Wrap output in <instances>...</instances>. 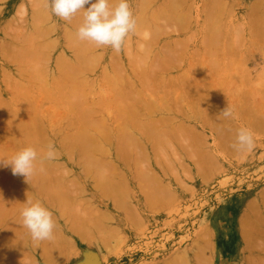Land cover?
Here are the masks:
<instances>
[{"label":"rangeland","instance_id":"374dc122","mask_svg":"<svg viewBox=\"0 0 264 264\" xmlns=\"http://www.w3.org/2000/svg\"><path fill=\"white\" fill-rule=\"evenodd\" d=\"M204 1L207 0H181V3L180 0H178L176 4H178L179 7L177 6V10L174 12V17L180 18L182 23L180 24L178 21H175V24L172 22V25H166L168 27L163 25L164 27L161 28L162 30L157 31L158 27H156V29L155 25H158L160 29V26L164 24L165 19H168L162 14V7L166 8L165 10L168 11L166 6L168 5V1L156 0L154 2V0H129L133 14L137 20L136 33L129 35V38L126 40L122 50L119 53H116L110 47L95 46V48L97 47L95 50L96 57H94L95 68L92 69L95 71H91L94 72L91 74L90 72L88 73V71L86 72V69L83 70L84 72L91 74L90 79L93 81V83H89L88 88L85 90L87 94L85 97L88 100L85 99L84 101L86 102V106L90 105V109L92 111L91 114H94L96 117H98V122H103L105 112H107L108 109L111 111L110 109L114 107V103H116V101L122 102L118 100L120 96H116L115 94L114 98H116V100L113 98L112 101H108L104 105V107L107 109L105 112L102 111L103 108L101 107L102 103H104L102 100L111 98L109 93L106 96L104 91L105 89L108 91L109 87L107 82L111 83V81H107L106 83L102 81L108 76V74L109 76L107 79H105V81L117 76L119 79L118 84L132 93L133 96L135 95L137 97V100L131 99L129 100V103L131 106L136 108L137 112L135 113H137L139 116H141V114L147 113V111L149 112V110H157L163 114H166V118L162 121L160 127H158L161 128L159 130L163 131L164 129L165 131L170 132V134L167 137H163L164 140H162V142L158 141L157 137H147L151 145H148V141L141 142L138 147L134 148V155L130 154L127 148H119L122 150H128V154L135 157L123 158L118 155L119 157L117 158L116 151L114 149L115 147L113 148V146L116 144H110L112 146L111 150L115 154H110V159L112 163H114L113 165L111 164L112 168L114 166L113 170L115 174L117 173L115 177L117 178V181H128H126V183L123 182L125 183L122 186L124 188L119 191L118 189L115 190V193L118 191L117 198L121 196L122 199L115 202L116 205L118 204L116 207L120 209L112 207L109 201L112 198H108L110 196L106 198L102 197L97 200L95 197L100 196L101 193L98 194L99 191L93 187L95 186V181L93 182V179L88 180L87 175H83L79 166H73L71 163L66 164V157H60V154H67L66 156L69 158L71 157V159L74 156H79L75 149H73L74 152L72 151V154L65 150L70 147L71 143L72 145H77L78 142L76 143V141L72 139L70 141L71 143L67 142L65 144L66 147L68 146L67 148H63V144L61 145V143H63L62 141L56 144L55 141H52L53 139L47 134V131H49L50 122H47L44 126H42L43 121L45 120L44 117L38 120V124L41 125L39 128V133L34 134L35 136L37 135V143H34L36 142L35 140L33 143L31 142L33 138L35 139L33 134L29 135L30 137L27 138H19L20 140L26 142L29 146L33 145L32 147L34 148L38 144V146L42 149H45L46 147L43 145H47L49 142L53 143L54 145L56 144L55 148L56 151L58 150L57 152L59 154L57 153V159L51 162L53 163V166L58 163H60L61 166L53 167L50 165V163H48L50 161H47L46 163L52 166V169L49 170L50 168H45L44 171H42L43 173H41L43 175L40 176L42 178H48L47 176L45 177V175H47L46 173L49 174L51 172L53 174L52 175L50 173L52 176H55V173H58L61 175V177L56 179L48 178L49 181L51 180V182L44 183L43 188L45 191H53L57 188H62L64 191L66 190L67 192L71 193L75 199L79 200V207H94L93 210H97V216L101 220L102 227L105 228L107 232L111 228V230H113V234H117L120 237V239H118L117 236L113 243H109L111 246H108V244L105 246V244H96L94 240H91L92 242H88L89 239L87 237H80L79 234H76L77 230H73V232H71V229L67 231L65 230L63 232V234L67 236L65 240L69 239V237L71 239L69 244L68 240L65 242L68 244H66L67 246H65L62 242V250L61 252L58 251L60 253L54 254L57 252L55 250L56 252L53 251L52 256L50 254L46 255H50L53 258H58L57 256L62 254L61 257H59L61 261L55 259L56 263L53 262L54 264H180L176 259V254L183 249H187V251L193 250L192 246L194 242H200V247H202L199 250L201 251L202 249V252H198L201 256L200 261L204 258L202 256H205V258L206 256L209 257V261L206 262L203 260V263L205 261L207 264H248L249 262L252 264H256L257 262H259L257 264H264V261L263 263L260 261L263 260L262 258H264V248L262 249V245L264 243L261 245L259 242L255 241L256 239L260 242L261 239L264 241L263 124H261V130L258 129V132L257 130L255 132L254 129L257 128V126H254L259 125L260 123L259 116L262 117L260 113L264 114V109L261 111V106L262 108L264 107V33L260 32L263 30L262 27L264 26V20L262 26L259 25L256 27L255 24L252 23L255 22L254 19L256 18L252 15L254 10L252 11L249 9L251 6V8L254 6H260L258 3L261 4V2L264 0H227L231 5L228 7L230 9L225 8L226 10H222L220 8L219 10V8H216V11L212 9L214 12H216V15L218 12L220 13L217 16L214 15L213 11V15L211 16V9H203L204 4L202 3H204ZM233 1L235 3L231 4ZM145 4H147V6ZM261 6H263V3ZM32 7L39 8L40 10H43L44 13H46L45 18H43V23L48 29V36L46 37L48 39L46 44L48 45L47 50H49V52L45 54L44 59L47 61L49 60L46 64H49L47 68L51 69V65H56V57H58L60 53L59 49L63 48L66 43L69 44V40L66 39L67 37L64 33L67 28L72 29V27L75 26L76 23L73 24L72 22L78 21L77 14L72 18L71 21H64L51 13L50 7H48L46 4V0H0V29L4 24L7 25L9 19H11L12 22L8 24H11L9 27L8 25L6 27L7 35H4V31H0V45L1 43L5 42L3 44L4 46L9 45V50L13 51L18 49V41H16L12 35L18 32L21 33L20 35L29 34L28 24L31 20ZM144 8L145 12H143ZM262 8H264V6L261 7V9ZM206 10L208 14L205 13ZM208 15L212 17V21L208 19ZM170 26H174L172 27L175 30L174 32L173 29L172 31H170L171 29H168L169 31H165V28H169ZM214 35L218 38V40H221V44L218 43L219 41L210 43L215 40L213 39ZM207 39L210 40L208 42L209 44L205 43V40ZM216 49L217 51L224 50L225 54L220 55L222 54L220 51V54L216 55L214 52ZM10 53V51L7 54L3 53V46H0V66H2L3 75L6 77V79H4V83H1L0 85L1 98L5 97V93H8V89L13 86V82L11 83V81L8 79V76L11 73L13 76L18 74L20 75L21 70L30 68L29 64L28 66L26 63L23 65V62L32 63L38 60L37 57L34 58L31 55H26L24 58H22V65L19 64L20 59L14 60L16 62L15 64L10 60V56L12 55V53ZM46 60L44 61L47 62ZM142 61L144 64L148 62V64H150L149 67H151V70H148V73L151 74V85H154L148 88L149 90H147V87L143 85L144 75L147 72L142 73V71L145 70L142 69L143 66L146 68V65H143ZM39 62H42V57L39 59ZM4 63L5 66H3ZM106 64L108 65V69ZM24 66L27 67L23 68ZM58 67L57 65L55 66L56 71H58ZM28 69L25 71L29 72ZM141 69L142 71L137 72V70L139 71ZM59 71V74L62 77L64 70L62 71V69L59 67ZM193 71L198 73L196 76L200 77V83L204 81L210 84L212 81L211 76H213L214 81L212 82L217 81V83H214L216 86L213 84V86L210 85L211 87H218L217 84L222 86V88L224 86L223 90L221 89L223 93H221L219 87V89L216 88L218 91L214 89L217 91V94H215L213 88H211L214 92V98L219 100L217 102L219 104L217 107L215 106L216 108L213 107V104H215L217 100L215 99L214 102V98L212 97L213 94L211 93L212 95L208 96L210 89L206 90L210 86H205V89L203 88L206 83L202 82V85L199 84L198 81L197 84L196 81L195 83L193 82L195 85L192 84L191 88L199 85L197 88L201 87L202 89H199L203 90V92H201L200 90L196 89L200 94L193 98L184 93V87L180 84L181 82H184V80H187L189 76H191L189 78L191 79L190 83H192V81H194L192 77ZM47 73L48 70L45 69L43 74L48 76ZM207 76H210L211 78H208ZM179 92L182 93L183 97L178 95ZM243 92L245 94H242ZM205 94L212 100H209V98L207 99ZM204 96L206 97V100L204 99ZM189 98H192V100H189ZM196 98L201 99L203 103V109L205 103L208 104V100L210 102L213 101L212 107L214 109L208 107L207 105L206 110L208 111H204L203 113V109L198 106L199 104L195 100ZM257 99L259 101L261 100L263 105ZM243 103H245V105ZM257 103L261 105L259 106L260 108L258 107ZM46 105H48L47 102ZM121 105H128V102L125 101L124 103H121ZM227 106L232 109L233 116L230 118H223L219 124L225 122L222 124V129L225 131L232 130L228 132V134L234 132L232 127H235L236 130H239V128H248L254 137V147L250 151H236L232 147L233 143L229 146L230 142L233 140L226 142L225 146L222 143L221 145L219 144L218 140L221 142L222 140L221 138L217 139L218 132H216V130H221V126L219 128L214 126L215 124L212 126V122L214 121L209 122L208 119L212 114L213 116L215 115L213 111L220 113L221 109L223 110ZM245 107L247 108V111H244ZM250 107L251 109L249 112L248 108ZM54 108V105L50 106L51 110L47 107L49 112L53 111ZM58 109L56 110L57 112ZM111 112H113V109ZM256 113H259L256 115L259 119L258 124L256 123L253 126L254 128H251L250 124L246 122V120H248L246 118H250L251 114V118H253L255 117L254 114ZM123 116L124 114L116 115L112 120L110 119V121L114 122V125L115 123L121 124ZM46 120L50 121V119ZM260 121L263 122L264 119L262 120L261 118ZM64 123L65 121L62 122V125H64ZM20 124L22 126V123ZM74 125L77 124L75 123ZM74 125L72 127H74ZM61 126L58 128L60 129ZM66 129H68L70 134H72L71 132L74 133L75 131V129H70V127H67L63 129L65 130L64 134H69ZM173 131L174 133L171 134ZM178 131L181 132L177 134ZM235 132L237 133V131ZM12 133L5 132V135L11 137V142H9V138L8 140L3 138V140H0V147L4 146L7 150L10 148L12 149L11 153L15 154L18 150L24 147L22 146L24 142H19L18 137L21 136L20 134L19 136L16 133ZM148 134L152 135L150 132ZM228 134H226V136ZM15 135H17V140H15L19 142L18 144H22L21 146H19L17 142L16 146L12 144V141H14L13 138H15L12 136ZM235 136L236 135H234V137ZM227 138L228 137H226L225 140H227ZM229 139L231 138H228V140ZM38 140L43 145H40ZM225 140H223L224 143ZM74 141L75 143H73ZM34 144L36 145L34 146ZM117 144L122 146L121 141ZM72 148L74 147L72 146ZM59 150L63 152L60 153ZM122 150L121 152H123ZM3 153L4 152L0 151V159H6V153ZM136 157L141 159L138 160ZM9 167H6L7 169L5 167L1 169H3V172H9V170H11ZM115 167L117 169H115ZM122 171L124 174H122ZM147 171L149 172V177H151V175L155 177V179H152L154 183L153 186L160 187V189L157 188V190L160 195L163 194L155 208H151V204H153L151 197L148 195L147 197L142 196L143 192H140L139 187L142 185L136 186L133 182L136 181V176H140V178H142V172L145 173ZM110 172L106 174L110 175ZM139 172L141 174H139ZM63 173L65 174L64 178ZM4 177L2 178L1 176L0 178V183L3 180H6L4 183L2 182L3 186H0V188H2L0 190L3 195L6 190L12 192V189L19 190L21 186L22 188L25 186L24 189H26L28 192V189L31 190L30 185L26 184L27 181L25 180L26 182H24L22 180L25 179L23 176H17L11 179L10 177L9 179H5ZM7 182H9L10 185L7 184ZM39 182H42V180H39ZM18 183H20V185ZM7 185H9V190L7 189L8 187H6ZM149 185L146 187H149ZM24 189H20L19 191H24ZM27 195L29 196V193L27 194V192L26 195H23L24 202L27 201L25 200ZM23 200H21V202L17 201L18 203L20 202L18 207L15 206V208L17 207V211L14 208L16 211L14 213L16 221L13 220V218H9L7 219L8 222H0V235L1 231L10 225L13 227V229L12 227H10V229L7 228L8 232H5V234L8 235L10 230L12 233L14 229L15 232L17 231L15 235L20 234L18 233V230H22L19 225L21 218H19L20 216L18 215L23 208ZM256 201L257 204L255 203ZM254 203L256 205H254L255 207L253 206ZM48 205L45 206L49 208ZM249 205L250 207L253 206L255 211L252 209V207L250 209L253 211L248 209ZM257 207L259 209H257ZM249 210L251 212H249ZM246 213L249 217L246 215ZM243 214L246 215L248 219L251 218V222L249 221V225L251 226H249L248 223L244 226V223H246L245 220L247 218ZM53 219H55L54 216ZM0 221H2V219ZM13 221L15 222L13 223ZM60 221L56 224V230H59L63 226V221H65V219ZM18 222L19 224H17ZM252 222L254 223L256 227L254 228L257 229V231L252 228ZM241 224H243L245 230ZM247 225L249 228L246 227ZM15 226L18 227V229ZM250 227L253 230L250 229ZM246 230L250 232V236L253 237V235H255L253 238H250L251 240L253 239L252 241L256 242H254V246L252 244L253 242L251 243L252 246L248 245L250 242L247 241L248 238L244 237L245 235L247 237L248 232L246 233ZM205 231L207 233H204ZM24 232L22 231L23 234H21V238L25 236ZM5 234L4 236H6ZM256 236L257 238H255ZM244 239H246V242L248 243H246ZM257 243L261 245V248H258L259 251L256 248L260 247L258 245L256 246ZM65 247L66 249L64 250L63 248ZM250 247H255L256 250H252L253 248L250 249ZM27 249L18 250V253L16 250L12 251V254H14L12 257L13 259L9 260L10 262L3 257L8 255L10 250H8V253L6 252V255L3 252L5 250H1L2 254L4 255L1 258L0 254V262L5 264H12L13 262L16 264H23L25 262H28V264H47V262H49L50 264H53L50 260H53V258H50L49 256V261H46L47 257L44 255V257L41 256V250L35 251L29 247ZM203 250H206V255L203 253ZM195 251L197 253L198 250ZM15 252L17 254H15ZM62 252L67 255H63ZM50 253H52V251ZM197 255L196 257H198ZM247 255L249 258H246ZM258 256H260V259ZM198 259H191V264H201L202 261L197 262ZM44 260L46 261L45 263Z\"/></svg>","mask_w":264,"mask_h":264},{"label":"bare ground","instance_id":"6f19581e","mask_svg":"<svg viewBox=\"0 0 264 264\" xmlns=\"http://www.w3.org/2000/svg\"><path fill=\"white\" fill-rule=\"evenodd\" d=\"M143 1H145V0H143ZM155 1L156 0H154V2ZM167 1H168V5H166V6H167L168 11L165 10L166 8L162 7L163 8L162 9L163 16H166L168 18V19H165L167 24L164 21V24H162V26H160V29H159L158 25L157 26L155 25V28L158 27V29L156 28L157 31L162 30L161 28L164 27L163 25H165V27H168L166 25H168V24L172 25V22L174 23L175 21L176 22L178 21L180 24L182 23V20L180 18L174 17V12L177 10L176 9L177 6L179 7V5L176 4L178 0H167ZM182 1H185V0H182ZM255 2H258V1H255ZM180 3H181V0H180ZM234 3L235 2L233 1V3H231V4H234ZM262 3H263V6H264V1L261 2V4L258 3V5H260V6H254L253 8H251L252 6L251 7L248 6L250 10H252V11L254 10L252 15L254 17H256V18L254 19L255 22H252V23H254L256 27L259 26V25L262 26V24H263L264 8L261 9V7H263V6H261ZM30 4H31V2H30ZM202 4H204L203 5L204 7L202 6L203 9H207V10L211 9L210 10L211 16L213 15V12H214L212 9L215 10L216 8L217 9L219 8V10H220V8H221L222 10L223 9L226 10L229 6H231L230 3L227 0H207V1H204V3H202ZM35 5H36V3H35ZM145 5L147 6V4H145ZM148 5H149V3H148ZM87 7H89V5H85V9H87ZM228 9H230V8H228ZM207 10H206V12L205 11H203V12L208 14ZM250 10H248V11H250ZM201 11H202V8H201ZM252 11H250V12H252ZM143 12H145V8L143 9ZM219 14L220 13L218 12L217 15H219ZM77 15L79 16V17L77 16L78 21L72 22L73 24L76 23L75 26L72 27V29L71 28H69V29L67 28V30L64 33L66 35V37H67L66 39L69 40V41L67 40L69 42V44L66 43V45L63 48H60L59 49L60 53H59L58 57H56V59H57L56 60L57 67L59 66L62 69V71L64 70L63 74L61 72L62 77L59 74L60 73L59 67H58V71H56V69H55V66H56L55 64L51 65V67H52L51 69L47 68V66H49V64H46V63H48L49 60L47 61L46 59H44L45 54L48 53L49 50H47L48 45L46 44L47 39H48V38H46L48 36V32H47L48 29H47L46 25L43 23L44 22L43 18H45L46 13H44L43 10H40L39 8L32 7L31 20L29 21V24H28V26H29L28 27L29 34L20 35L21 33L18 32L16 34L12 35V37H14V39L16 41H18V43H17V45H18L17 48L18 49L17 50H13V51L9 50V45H5L4 46L3 43H5V42L1 43L0 46L1 47L3 46V53L7 54V53H9V51L12 53V55L10 56L11 62L13 61V63L16 64V62L14 60L20 59V63H19L20 65H22L23 63H24L23 65H25V63H26L27 66H28V64L30 65V68L28 69V68H26L27 66H24L23 68H26V69L22 68L23 70H21L20 75L18 74L16 76L15 75L13 76V74L11 73L8 76V79L11 81V83L13 82V86L10 89H8V93L7 92L5 93V97H3L4 99L0 97V140H3V138L5 140L6 139L8 140V138H9V142H11V140H10L11 137H9L8 135H5V132L6 133L7 132L12 133L13 132L12 134L16 133L18 135L19 134L21 135V136L19 135L20 137H18V140H19V142L21 141L23 143L24 141L20 140L21 137L22 138H27V137H30L29 135H32V134L34 135L36 133L37 134L39 133V130H40L39 128L41 127V125L38 124V120L40 118L44 117L45 120L43 121L42 126H44L47 122H50L49 131H47V134L53 139V140L51 139L52 141H55L56 144H58V143H60V141H62L63 143H61V145L63 144L62 146H63V148H65L66 147L65 144L67 142H70L72 139H74L76 141V143L78 142L77 145L74 144L75 146L72 145V143L70 142L71 143L70 147L68 149H65V150H67L68 153L72 154L73 149H75L76 153L78 152L79 156H74L72 158L73 160L71 159V157L69 158L68 156H66L67 154H60V157H66L65 158V163L66 164L67 163H71L73 166L74 165L79 166L80 169L82 170L83 175L84 174L87 175L88 180L89 179H91V180L93 179V182L95 181V183H94L95 186H93V185L92 186L99 191L98 194L101 193L100 196H96L95 197L97 200H99L102 197L106 198V197L110 196L108 198H112L111 199L112 201L109 200L111 205H112V207H116L118 204L116 205L115 202L118 201V200H122L121 196L119 198H117V192L119 190H121L122 188H124L122 186H123V184L126 183L127 180L126 181H117V178L115 177L117 175V173L115 174V172L113 170L114 166L112 168V165L114 163H112V161L110 159L111 158L110 154L113 153V151L111 150L112 149L111 145L116 144V145L113 146V148L115 147L114 149L116 151L117 158L119 156L123 157V158L135 157V156L129 155L128 154V150H129L130 154L134 155V153H135L134 152V148L138 147V145L141 142H143V141L146 142V141L149 140L148 138H155V137L158 138V141L162 142V140H164L163 137H167L170 134V132L165 131L164 129H163V131L159 130V129H161V128H159L160 124H162V121L166 118V114H163L162 112H159L157 110H153V111L149 110V112L147 111V113L141 114V116H139L137 113H135V112H137L136 108L130 105L129 100H131V99H136L137 100V97L135 95L133 96L132 93H130L123 86L118 84V80L119 79H118L117 76L116 77H112L111 79L105 81V79H107L109 74H108L107 77L105 76L106 78L104 77L105 79L102 80V81L104 83H106L107 81H111L112 84L110 82H109L110 84L107 82L108 87H109L108 88L109 92L106 91L107 89H105L107 87L104 88L106 96L109 93L111 98H107V99L102 100V101H104V103H102V107H101V108H103L102 111L105 112V110L107 108L104 107V105L108 101H112L114 96H115V94H116V96H118V95L120 96V98L118 100H120L122 102L116 101V103H114V107L112 108L113 112H111L112 109H110L111 111H109V109H108L107 112H105V117H104L102 123L98 122L99 121L98 117H96L94 114H91V112H92L91 109H90L91 107H90V105L86 106V102L84 100L87 99L85 97V95H87L85 90L88 88L89 83H91V82L93 83V81L90 79V77H91V74L94 73V72H91V71H95V70H92V69L95 68V66H94L95 59H94V57H96L95 50L97 49V47L95 48L96 45L94 43H91V42H88V41H80L77 38L76 30H77V28L79 27V25L83 21V12H81V13L79 12V13H77ZM214 15L217 16L216 12H214ZM208 17H209L208 19H210L211 21L213 20V19H211L212 17H210L209 15H208ZM210 20H208V21H210ZM10 22H11V19H9L7 25ZM168 22H170V23H168ZM41 24H43V25H41ZM73 24H71V25H73ZM7 25L4 24L3 27L0 29V31H2V32L4 31V35H7L6 34L7 33V31H6ZM10 25H8V27ZM170 27L169 28H165V31L166 30L169 31L170 29H171L170 31H172V29H173L172 27H174V26H170ZM263 27H262L263 30L260 31L261 33H264V28ZM65 29H66V25H65ZM174 31L175 30L173 29V32ZM207 37H209V36H207ZM213 39H215V40H213L210 43H215V41L216 42L219 41L218 43L221 44V40H218V38L215 35L213 36ZM253 40H256V39H253ZM209 41L210 40L207 39V40H205V43H208ZM220 51H221L222 54H220ZM220 51H217V49H216V51L214 50L216 55L217 54H220V55H224L225 54L224 50H220ZM86 54H88V55H86ZM26 55H31L34 58L37 57L38 60L36 62H32V63L23 62L22 58H24ZM41 57H42V62H39V59ZM26 60H27V57H26ZM44 60H46L47 62H45ZM21 62H23V63L21 64ZM146 63L144 64V62H143V65H146V68H144V66H143V68L141 67L142 69H145V70L142 71V69H141L139 71L137 70V72L142 71V73H146V72L148 73L149 72L148 70H151V67H149L150 64H148V62H146ZM159 64H161V63H159ZM3 66H5V63L3 64ZM107 66L108 65L106 64V67ZM19 68H18V70H19ZM27 69L29 70V72L25 71ZM45 69L48 70V73H47L48 76L43 74V71L45 72ZM84 69H86V72L88 71V73L90 72L91 74H88V73L84 72L83 71ZM107 69H108V67H107ZM107 71H109V70H107ZM111 71H112V69H111ZM211 71H214V70H211ZM16 73H17V71H16ZM147 73L144 75V83H143V85L145 87H147L146 88L147 90H149L148 88L152 87L154 84L151 85L152 84V81H151L152 79H150L151 78L150 77L151 74H149V73L147 74ZM201 73H203V72H201ZM196 75H198V73L196 71H193L192 72V77H193L194 81H192V83H190L191 79L189 78L191 76L187 75V76H189L188 77L189 79L186 77L188 81L184 80V82H181V84H180L181 86L184 87V91H185L184 93L186 95H188L189 97H192V98L195 97L196 95L200 94L199 91H197L196 89H198V90L202 89L201 87H199L200 89L197 88L199 85H197L196 87L194 86V88L193 87L191 88L193 82L195 83V81H196V84H197V81H198L199 84H202V85H203V83H206L204 81H202L203 83L202 82L200 83V81H201L200 77L196 76ZM211 77L209 76L208 78H211L212 81H214L213 80L214 79L213 76H211ZM4 79H6V77H4L3 72H2V66H0V85H1V83H4ZM212 81L210 82V84L206 83V85H204L203 88L205 89L206 87H208V86H210L212 84L215 85L217 83L216 80H215L216 82H212ZM193 85H195V84H193ZM217 86L220 88V90L221 89L223 90V88H224V86L222 88V86H219V84H217ZM228 86H229V84H228ZM103 87H104V85H103ZM218 87H215V88L211 87V86L208 87L206 89V90L210 89V92H209L208 96L213 94L212 97L214 98V92H215V94H217L216 92L218 91L217 89H219ZM211 88H213L214 92L212 91ZM214 89H216L217 91H215ZM222 90H221V93H223ZM228 90H230V89H228ZM243 90H245V89H243ZM200 91L203 92V90H200ZM231 92H232V90H231ZM105 94H103V95H105ZM206 94H208V93H206ZM206 94H205V96H207ZM242 94H245V93L243 92ZM178 95L180 97L181 96L183 97L181 92H179ZM208 96H207V99L209 98ZM227 96H228V94H227ZM192 98H189V100H192ZM204 99L206 100V97ZM215 99L216 98L213 99L214 102H215ZM114 100H116V98H114ZM195 100L199 104L198 106L201 109H203V103H202L201 99L196 98ZM209 100H212V99L209 98ZM209 100H208V104L205 103L206 106L204 105L203 113H204V111H206V112L208 111V110H206L207 105L210 108H213V107L216 108L217 105L219 104V103H217L219 100L216 99L217 101H216L215 104H213L214 105L213 106L212 105L213 101L210 102ZM125 101L128 102V105H121V103H124ZM46 102H47L48 105H46ZM259 102H261V104L263 103L261 100ZM44 103H45L46 106L44 105ZM210 103H211V106H210ZM243 104L245 105V103H243ZM53 105L55 106L54 110L49 112L48 109H50V106H53ZM236 106H237V103H236ZM259 106H261V105L258 104V107ZM47 107H48V109H47ZM246 107H245L244 111H247ZM58 108L61 109V110H59ZM236 108H235V110H236ZM241 108H244V107H241ZM57 109H58V112L56 111ZM248 109H249V112H250L251 107L248 108ZM261 109H262L261 111H263L264 107L262 108V106H261ZM108 111H109V113H108ZM221 111H222V109H221ZM242 111H243V109H242ZM259 111H257V112H259ZM110 112H111V114H110ZM106 113H108V114H106ZM213 113L215 115L213 116V114H212L211 115L212 117L209 116L208 121L209 122L210 121H214V122H212L213 123L212 126L214 124H215L214 126H216L218 128L221 126L220 129L222 131L221 130H216V132H218L217 133L218 134L217 139L221 138V140H222V142L220 140H218L219 144L221 145V143H222L225 146L226 142H229L231 140H233V141H231L230 144L228 143L229 146L232 145V143L234 144L235 141H236V136L234 137V135L237 134L235 131H238V130H236L235 127L234 128L232 127L234 132H231V133H233V134H231V133L228 134V132H230L232 130L229 131V130H227L225 128L227 130V131H225L224 129H222L223 128L222 124L225 123V122H223L222 124H219V123H221V121L223 120L224 117L219 116L220 113H218L216 111H213ZM237 113H238V111H237ZM120 114H124V116L122 117L123 118L122 123L121 124H116L115 123V125H114V122L110 121V119L112 120L116 115H120ZM257 114H259V113L254 114L255 117H253V118H251L252 114H251L250 118L249 117L246 118V119H248V120H246V122H248L250 124L251 128L256 123L258 124V120L259 119L260 120H261V118H262V120L264 119L263 118V116H264L263 113H260L262 115V117L259 116V119L256 116ZM210 117H211V120H210ZM207 118H208V116H207ZM46 119H50V121H47ZM260 120H259V122H260L259 125H255L254 126V127L257 126V128L253 127L255 129V132H256V130L258 132V129H260L262 127L261 124H263V128H264V123H263L264 121L262 122ZM63 121H65L64 125H62ZM20 123H22V126H21ZM75 123L77 125H74ZM73 125H74V127H72ZM59 126H61L60 129L58 128ZM66 126L70 127V129H75L74 133L71 132L72 134H70V132L68 131V129H69L68 128L66 130L69 132V134L68 133L64 134L65 130H63V129L67 128ZM258 126H259V128H258ZM236 128H238V127H236ZM167 129H169V128H167ZM223 131H224V133H223ZM149 132L152 135H149L148 134ZM180 132L181 131H178L177 134H179ZM172 133H174V131L171 132V134ZM225 133L228 134V135L226 136ZM3 136H5V137H3ZM16 136L17 135L12 136V137H15V138H13L14 141H12V144H14L15 146L19 143L18 141H16L17 140ZM24 136H26V137H24ZM36 136H35V139L33 138V140L31 141L32 143H33L34 140L36 141L34 143H37V140H36L37 137ZM231 136H233V137H231ZM226 137L231 138V139L228 140V138H227V140H225ZM143 138H146L147 140L143 139ZM51 140H49V141H51ZM223 140H225V143H224ZM75 141L73 143H75ZM120 141H121L122 146L117 144ZM13 142H15V143H13ZM16 142H17V144H16ZM39 143H40V145H43V144H41L40 141H39ZM148 143H149V141H148ZM25 144H27V143L24 142L23 145L22 144H18V145L19 146L22 145L24 147L25 146L27 147L28 144L27 145H25ZM35 145L36 144H34V146ZM38 145H36L37 148L35 147V149L37 150L38 154L42 157L44 155V153L47 151L46 148H47L48 144L47 145L46 144L43 145L44 147H46L45 148L46 150L42 149ZM148 145L150 146L151 144L149 143ZM31 146H33V145H31ZM72 146L74 148H72ZM222 146H220V147H222ZM1 147H0V151L4 152L3 154L6 153L5 154L6 156L4 155L6 157V159L11 157L10 155H14V153H11L12 149L8 148V150H7L6 147H4V146H1ZM121 147L127 148L128 150L119 149ZM9 150H11V151H9ZM61 150H59L60 153L63 152ZM121 150L123 152H121ZM7 154H8V156H7ZM3 159H5V158H3ZM140 159L141 158H139L138 160H140ZM46 162L47 161H44V163L41 165L39 163V161H38L37 162V169L38 170H37L36 174L33 175L32 177H30L28 179V181L26 179H22L24 182L27 181L26 182L27 185H30L31 190L27 188L29 190V192L26 191V189H24L25 186L23 188L21 186V188H20L21 190L24 189V191H19L20 189L19 190L18 189L17 190H13L12 189V192L6 190L4 192V195L1 193V190H0V220L2 219V221H0V222H8L7 219H9V218H13V220L16 219L14 213L17 211L16 208L20 205L21 200H23V195H26V192H27V194L29 193V196L28 195L26 196L29 199L40 200L44 205L51 204V205H48V207H49L48 209L52 211L53 216L55 218L54 220L56 221V224L60 220L63 221V219H65L66 222L63 221L64 224L59 230L54 229V238L52 240H45V241H41V242L33 241L31 239L30 234L28 236L29 232L27 233V229L21 223L22 221L20 222V224H19V222L17 223L22 228V230L21 229L18 230L19 231L18 233H20L18 235H15L16 232H17V231L15 232V229H14V231H12V233H11V230H10L8 235L5 234V232L6 233L8 232L7 228L10 229V227H12L11 225L9 227L7 226V228H4V230L1 231V235H0L1 237L3 235L2 238L0 237L1 238L0 239V254H1V258H2V256L4 254H2L1 250H5V251H3L5 253V255H6V252L8 253V250H10L11 254L9 253L8 255L3 256L8 261L13 259L12 257H13L14 253L12 254V251L16 250V252H17L18 250H26L28 247L33 249V250H35V251L41 250V256H43V255L46 256L47 254H50L52 256L53 255V251L54 252L57 251L54 254L60 253L61 250H62V247H61L62 244L61 243L63 242L64 245L67 246L69 244V241L71 240L70 237H69V239L65 240V238L67 237L66 235L63 234V232L65 230L67 231V230L71 229L72 230L71 232H73V230L74 231L77 230L76 234L77 235L79 234L80 237H87L89 239L88 242H92L91 240H94L96 242V244L97 243H98V245L99 244L100 245H104L105 244V246H107V244L109 246L110 245L109 243H113V241H115L116 237L118 236L117 234L116 235L113 234V232H112L113 230H111V228H110V230L108 229L109 231L107 232V230H105V228L102 227L101 220L97 216V210L96 209H95L96 211L93 210L94 207H89V206L79 207L80 206V204L78 203L79 200L75 199V197L71 193L67 192L66 190L64 191L62 188L61 189L57 188V189H55L53 191H45V189L43 188L44 183L45 182L46 183L51 182V180L49 181L48 178H55L56 179L58 177H61V175L58 174V173H55V176H52L53 174L50 172L52 175L50 173H49L50 175L48 173H46L47 175H45V177L47 176L48 178H42L41 176L43 174H41V173H43V172L39 171V168L40 167H43V169L50 168L49 170H51L52 169L51 167L53 166V163L51 161L48 162V163H50V165H52V166H50ZM138 162H140V161H138ZM55 166L59 167V166H61V164L60 163L55 164L53 167H55ZM1 168H4V166H0V169ZM9 169H11V167H9ZM115 169H117V168L115 167ZM2 170L3 169L0 170L1 171L0 172V178H1V176H2V178L5 176L4 177L5 179H7V178L9 179V177L11 179V178H14V177L18 176V175H13L11 170H9V172H6V171L3 172ZM111 170H113V171L110 172ZM108 172H110L109 173L110 175L106 174ZM143 172H142L143 176L142 175L141 176H142V178L144 180L142 178H140V176H136L137 179H136V181H133V182L135 183L136 186L142 185V186H139L140 187V192L141 191L143 192L142 196L143 197L144 196L147 197V195H148L149 197H151L152 202H153V204H151V208H155L157 206V204L159 203L160 197L163 194L160 195L158 190H157V188L160 189V187H154L153 186L154 183H153L152 179H155V177H153L152 175H151V177H149V172L148 171H147L148 173L147 172L143 173ZM122 174H124V172ZM139 174H141V173L139 172ZM64 175L65 174L63 173V178H64ZM154 175H155V173H154ZM20 177H22V176H20ZM19 179H21V178H19ZM39 180H42V182H39ZM4 181H6V180H3L2 182L4 183ZM19 181H21V180H19ZM2 182L0 183L1 187L3 186ZM123 182H125V183H123ZM151 182H152V185H151ZM149 183H150L151 186L149 185ZM7 184H9V182H7ZM18 184L20 185V183H18ZM146 184L149 185V187H146L147 186ZM9 185L6 186V187H8L7 188L8 190H9ZM4 187H5V185H4ZM144 187H146V188H144ZM0 189H2V188H0ZM117 189H118V191L115 193V190H117ZM23 193H25V194H23ZM15 197H17L18 199L15 198ZM27 198L25 200H27ZM17 201H20V202L18 203ZM22 202L25 203L26 201L24 202V200H23ZM23 203H22V205H23ZM255 203L257 204V201ZM255 203L253 204V206L255 205ZM15 206H17V207L15 208ZM24 206H25V204L23 205V207ZM253 206H251V207L254 210ZM251 207L249 205L248 209H250ZM14 208H15L16 211L14 210ZM116 208H118V207H116ZM118 209H120V208H118ZM257 209H259V208L257 207ZM250 210H249V212L253 211V210H251V211ZM246 215H247V213H246ZM246 215H244V216H246ZM18 216H20V213H19ZM247 216H246V218H247ZM253 217H254V215H253ZM4 218H5V220H4ZM19 218H21V216ZM244 220H243V223H244ZM246 220H245L246 223H244V226L247 223H248V225L250 224L251 218H249L247 221ZM15 221H13V223ZM60 223H61V221H60ZM17 224H14V225H17ZM3 225H5V224H3ZM241 225H242L243 229L245 230L243 224H241ZM248 225L246 227H248ZM249 226H251V225H249ZM252 226H253L252 228L255 227L254 223L252 224ZM16 228L18 229V227H16ZM252 228L250 227V229H252ZM12 229H13V227H12ZM247 230H246V233L248 232ZM255 230L257 231V229H255ZM22 231L23 232L26 231V232H24V234H25V236L27 235L28 237L27 236L25 237V236L22 235L23 238H21L20 236H21V234H23ZM206 231L204 233H207ZM3 233L6 236H4ZM249 233L250 232L247 233V237L244 234L245 235L244 237L248 238L247 241L250 242V244L253 242L252 244L254 246L255 245L254 244L255 241L259 242L261 245H262V243H264V241L262 239H261V242L257 241V239L255 241H252L253 239L251 240L250 238H253L255 235H253V237H252V236H250ZM17 236H19L20 238L17 237ZM248 236H250V237H248ZM255 238H257V236ZM118 239H120L119 236H118ZM63 240H65V241H63ZM67 240H68V244L65 243ZM244 240L246 242V239H244ZM249 240H251V241H249ZM71 242H73V241H71ZM248 242H246V243H248ZM250 244H248V245L252 246V244L251 245ZM257 245L260 246V247H256L257 250H258V248L259 249L261 248V245H259L258 243L256 244V246ZM200 246H201L200 242L199 243H195L194 242L193 246H192L193 250L187 251V249H183L182 251H180L179 253L176 254L177 261L180 264H191V261H190L191 259H194V258L198 259L199 258L198 261H197V262H199L200 259H201V256L199 255V253L202 252V249H201V251H199L200 248H202ZM262 246H263L262 247V249H263L264 248V244ZM11 248H13V249H11ZM252 248L250 247V249H252ZM256 248L254 247L252 250H256ZM63 249L65 250L66 247L63 248ZM195 250H198L197 251V253L199 252L198 255H197ZM252 250H250V251H252ZM51 251H52V253H50ZM58 251H60V252H58ZM16 252H15V254L18 253V252L17 253ZM205 252H206V250H203V253H205ZM64 254L65 253H63V255ZM50 255L46 256L47 257L46 261H49L48 257ZM61 255L62 254H59L57 256L58 258H55V257L53 258V257L50 256V258H53V260H54L53 261L52 259H50L51 262L52 263L53 262L56 263L55 259H58L59 261H61L59 259V257H61ZM65 255H67V254H65ZM196 255L198 257H196ZM205 255H206V253H205ZM202 257H204L203 260H205L206 262L209 261V257L206 256L207 260H206L205 256H202ZM252 257H254V256H252ZM246 258H249V256L247 255ZM258 258L260 259V256H258ZM262 259L263 260H260V261L263 263L264 258H262ZM203 260H201L202 262L200 261L201 264L203 263ZM46 261L44 260V263ZM205 261H204L203 264L206 263ZM13 263H15V262H13ZM254 263H256V262H254ZM257 263H259V262H257ZM8 264H10V263H8ZM47 264H50V263L47 262ZM250 264H252V263H250Z\"/></svg>","mask_w":264,"mask_h":264},{"label":"clouds","instance_id":"9594fccd","mask_svg":"<svg viewBox=\"0 0 264 264\" xmlns=\"http://www.w3.org/2000/svg\"><path fill=\"white\" fill-rule=\"evenodd\" d=\"M51 13L64 21H71L78 13L83 12V21L76 30L80 41L94 43L97 47H110L116 53L122 50L130 34L137 30V20L129 0H46ZM85 5H89L85 9ZM219 116L230 118L233 111L230 107L223 109ZM236 151L251 150L254 137L248 128H240L236 141L232 145ZM57 159L53 143L47 145V151L41 157L32 146L23 147L7 159H0V166L11 167L13 175L23 176L28 181L37 172V162ZM39 171H44L43 167ZM21 209L22 225L28 230L35 242L52 240L56 222L53 213L40 200L27 199Z\"/></svg>","mask_w":264,"mask_h":264},{"label":"crops","instance_id":"0c3cea01","mask_svg":"<svg viewBox=\"0 0 264 264\" xmlns=\"http://www.w3.org/2000/svg\"><path fill=\"white\" fill-rule=\"evenodd\" d=\"M1 264H5V263H3V262H0ZM23 264H28V262H25V263H23Z\"/></svg>","mask_w":264,"mask_h":264}]
</instances>
